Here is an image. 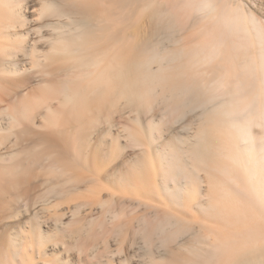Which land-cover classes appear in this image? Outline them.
<instances>
[{
    "label": "bare ground",
    "instance_id": "bare-ground-1",
    "mask_svg": "<svg viewBox=\"0 0 264 264\" xmlns=\"http://www.w3.org/2000/svg\"><path fill=\"white\" fill-rule=\"evenodd\" d=\"M35 2L0 0V75L33 79L37 87L19 98L16 81L0 95L3 104L17 99L1 108L0 146L12 138L17 149L0 154V180L12 185L0 201L13 209L11 202L31 195L33 179L43 188L53 178L58 182L43 188V199L60 195L77 212L101 206L99 222L79 224L85 230H67L76 220L62 225L64 215L51 217L67 231L59 235L79 241L68 239L70 250L99 264L104 256L107 264H264V0ZM37 43L46 48L35 54ZM19 55L30 57L22 72ZM187 117L186 137L159 146L164 131ZM96 131L99 138L114 136L104 147L97 142L100 156L90 143ZM125 147L137 151L134 161L125 159L126 171L112 178L102 176L98 158ZM34 166L43 170L34 168L38 180ZM73 167L90 175L77 177ZM103 188L111 203L127 198L130 215L137 207L144 213L129 218L123 201L105 206ZM68 190L83 191L88 200L74 204ZM11 209L0 213V224L17 214ZM33 229L24 248L17 233L7 236L0 264H28L30 250L40 257L49 241L63 242ZM94 239L103 244L99 251Z\"/></svg>",
    "mask_w": 264,
    "mask_h": 264
},
{
    "label": "rangeland",
    "instance_id": "rangeland-1",
    "mask_svg": "<svg viewBox=\"0 0 264 264\" xmlns=\"http://www.w3.org/2000/svg\"><path fill=\"white\" fill-rule=\"evenodd\" d=\"M34 3V5H35V7L37 6V4H36V2H35V0H31V4H33ZM19 31V30H18ZM24 39H27V41H25V45H26V48H27V51H28V53L30 52L31 54L33 53V50H32V48H33V46H34V37L33 36H25V38ZM46 47L44 46V44L43 43H37V49H38V51H36V53L35 54H37V52H39L40 50H44ZM16 62H17V67H19V70L22 72L24 69H28V67H30V57L27 55V56H22V55H19L18 57H17V60H16ZM19 77H15V76H2L1 77V75H0V83L2 84H0L1 85V89H0V95L1 94H3V89H6V88H12L13 87V85L12 84H14V83H17L16 81H18V84L19 83H22V84H20V87H21V89H19V88H16L15 90H14V93H16V94H18V96H20L19 98H25L26 97V95L28 96V94H33V93H35V91L37 90V87H35V84L33 83V79H31V81L29 82V81H25L24 83L22 82V80H21V78L20 79H18ZM30 78V77H29ZM21 81V82H20ZM4 85V86H3ZM8 85V86H7ZM9 85H11L10 87H9ZM21 85H24L23 87L21 86ZM3 87V88H2ZM2 90V91H1ZM21 90V91H20ZM17 91V92H16ZM13 94V93H12ZM23 95V96H21V95ZM9 101H6V102H4V104L3 103H1L0 102V125H2V126H6V119H5V116H3L4 114L3 113H1V111H2V109L1 108H3V107H5V105L6 104H8V105H11V102H12V104H15V102H16V100L17 99H13V101L11 100V99H8ZM8 105H6V106H8ZM3 114V115H2ZM32 119H33V122L38 126V125H40V123L42 122V119H41V115L39 114V112L38 113H34V115H33V117H32ZM121 120V119H120ZM119 120V121H120ZM189 120V117H187V118H185V119H183L180 123H176V125H174V126H171L168 130H165L164 131V133H163V135L161 136V138H158L157 139V143H159V144H157V145H159V146H162L165 142H167V143H169V140L171 139V140H173L172 138L174 137V135L175 136H179V137H181V138H185L186 137V135H187V127H186V125H187V122L186 121H188ZM123 123L125 122V121H122ZM122 122H121V126H122ZM185 122H186V124H185ZM118 126L119 125H117L116 127H114L113 128V130H112V134L113 135H115L116 133H118V130H119V128H121L120 126H119V128H118ZM184 126L186 127V129L184 128ZM101 128V129H100ZM99 129H100V134H101V130L103 131L104 129H102V127H100ZM98 129V130H99ZM120 131V130H119ZM99 133H97V131L96 132H94V134H92V135H90V143L92 144L91 146H92V148H93V150H95V153L97 154V156H100V154H101V152H102V148L104 147V146H106V142H107V145L108 144H110V142H111V140H112V138L114 137H109V136H106V137H103V138H99V136L100 137H102L100 134L98 135ZM172 137V138H171ZM100 139H101V142H99L100 144H102L103 145V147H102V145H100V144H97V142L98 141H100ZM11 140H13L12 138L10 139V141H8V142H6V143H4V145H2V147L0 146V154H4L3 152H5V153H7L5 150H7V149H9V148H11L10 149V151H11V153H13L17 148H15L14 146H13V141H11ZM11 142V143H10ZM125 141H124V138H120L119 139V144L120 145H125L126 146V144L124 143ZM12 144L11 146H10V144ZM166 143V144H167ZM105 144V145H104ZM100 145V146H99ZM158 146V147H159ZM12 147H13V149H12ZM99 147H100V149H99ZM14 148H15V150H14ZM106 148V147H105ZM122 150H120L118 153H117V155H113V157L112 158H107V159H104L105 161H102L103 159H101V158H98L99 159V161L97 162L98 163V166L100 165V167L99 168H101V172H102V176L103 175H105V174H109L110 176H111V178L113 177V176H115L116 175V173H118V172H120V173H122L123 171H126V168L128 167H126L125 165H127L128 164V162H125L124 163V161H125V159L126 160H131L130 161V163L131 162H133L134 161V158H133V156H136V150H133V149H131L130 147L129 148H127V147H125V148H121ZM97 150L100 152V154H98L99 152H97ZM107 150V149H106ZM2 152V153H1ZM121 152V153H120ZM103 153V152H102ZM132 158V159H131ZM97 159V160H98ZM124 159V160H123ZM106 162V163H105ZM104 164H106V166L104 165ZM125 164V165H124ZM122 165V166H121ZM124 165V166H123ZM104 166V167H103ZM34 168L35 169H39L38 168V166H37V168H36V166H34L33 167V170L31 171V173L33 172V177H35V175L34 174H36V173H34L35 171H34ZM122 168V169H121ZM44 169H46V168H44ZM117 169V170H116ZM40 171H41V169H39ZM73 170L74 171H76L77 172V175L78 174H81V177H83V175H90V170H86V169H82L81 167H76V168H74L73 167ZM72 170V171H73ZM108 171V172H103V171ZM38 171V170H37ZM43 171V170H42ZM41 171V172H42ZM74 171H73V173H74ZM116 171V172H115ZM40 172V173H41ZM100 172V173H101ZM44 173V172H43ZM103 173H105V174H103ZM113 174V176H112V174ZM38 174V173H37ZM37 174H36V176H37ZM101 175V174H100ZM38 176L39 177H35V178H37V180L40 178V175L38 174ZM41 176H43V174L41 175ZM77 177H80L79 175L77 176ZM43 178V177H42ZM41 178V180L42 181H44L43 179ZM45 179V178H44ZM56 179H51V181L49 182L50 184H48V181L49 180H46V181H44V184L45 183H47L48 185L47 186H49V187H53L52 186V184H53V182L55 181ZM4 182V183H3ZM33 182L35 183V182H37L36 180H34L33 179ZM33 182H32V184L31 185H33L34 186V184H33ZM39 182H41V181H39ZM39 182H38V184H39ZM58 181L56 180V183H57ZM3 183V184H2ZM42 183V182H41ZM55 183V182H54ZM5 184V185H4ZM36 184V183H35ZM43 184V185H44ZM1 185H4V186H1ZM42 185V184H41ZM40 185V186H41ZM6 186V187H5ZM8 186H11V188L10 187H8ZM33 186H31V188H33ZM35 186H38V185H35ZM34 186V187H35ZM40 186H38V187H36L35 189H34V191L33 190H31V188H30V193H31V195L29 196V197H27V198H24V199H26V200H24V199H21V200H18V201H14L13 203L11 202V205H12V208L13 209H11V206L10 205H7V206H5V204L3 203V202H1L0 201V213H1V216L3 215V210H16V212H17V214L19 215V216H17V214H15L14 216L17 218H15L14 216H12V218H9V219H7V220H5V222L2 224H0V248H2V246L5 244V241H6V238H7V236L8 235H14V234H18L19 236H21V240H22V242H21V248H24L25 247V244H26V240H28L29 242H31V240H30V237H31V235H32V231H34V229L33 228H35V231L36 230H38L39 229V227L41 228V230L43 231V232H45V233H48V234H53V235H56V240H61L62 238H64V236L62 237V234L63 233H67V231L66 230H64V232L62 233V231H61V229H60V227H56V226H58V224H60V222L57 224V223H55V220H53L54 219V217H56L55 215H57V217L58 216H60V215H64V216H60V221L61 222H63L62 223V225L64 224H66V226L68 225L67 223H70L71 221H73L74 222V220H76L75 222H74V224H72V226L71 227H69L68 226V229L67 230H70V229H73L74 227H78V225L80 224H82V225H84V224H86V226L85 227H87V222L90 220V222H99V219L100 218H96L97 216L98 217H101L100 216V214H101V206H99V205H93V206H89V208H87L88 206H85L84 208L82 207L81 209H79L78 208V210L80 211V215L78 214V212H77V209L76 208H72L71 207V204H73V203H69L68 201H66L65 199H67V198H63L62 196H61V199L63 198L64 200H61V199H58L59 197H60V195H58L57 197L58 198H55V196H56V194H52V192L49 194V195H55L53 198L51 197V196H49V197H47L46 199L44 198L43 199V196H44V193H43V191L45 192V190L43 189L44 187H45V185L43 186V188L42 187H40ZM47 186L45 187L46 188V190H47ZM4 187H5V189H4ZM23 187V186H22ZM48 187V188H49ZM1 188H2V190H1ZM65 188L66 187H60V188H58L59 190H61V192L63 193V192H66V193H68L67 191H65ZM82 188V187H81ZM14 189V188H13ZM104 190H105V188H103ZM102 189V190H103ZM9 190V191H8ZM11 190H12V185H10V183H7L6 182V180H4L3 181V179H1L0 180V193H1V191H8V192H11ZM102 191L101 192V195H100V197H101V199H103L102 201H107V203L105 204V206H108V207H110L111 205H112V203H113V201H116L115 199L112 201V203H111V201L109 202V200L107 199L108 198V196L107 197H105V195H107L106 193H107V191L105 190V191ZM33 191V192H32ZM69 191V190H68ZM73 191H74V193H73ZM73 191H69V195L68 196H70V195H72L71 194V192L73 193V195H72V201L70 200V198L68 197V200H70V202H73V200H74V204H76V201L78 202L80 199H82V198H84L83 196H85L86 194L83 192V191H81V195L80 194H78L79 196H77V191H75V190H73ZM79 191V190H78ZM79 191V192H80ZM78 192V193H79ZM33 193V194H32ZM66 193H64V194H66ZM35 194V195H34ZM41 194H43V196L41 195ZM74 194H76V195H74ZM33 195H34V197H33ZM38 195H41L42 196V199H40V197L38 196ZM1 196V195H0ZM36 196H38V198L36 199L35 197ZM67 196V195H66ZM64 197H65V195H64ZM99 197V196H98ZM32 198H35L36 199V201L34 200V199H32ZM85 198H87V196H85ZM55 199H57V200H55ZM1 200V199H0ZM24 200V201H23ZM34 200V201H33ZM61 200V201H60ZM83 200V199H82ZM87 200H88V198H87ZM118 200V199H117ZM128 199L126 198V200H122L124 203H123V205H125V214H126V216H127V214H128V217L129 218H132V217H134V216H140L141 214H143L144 213V209H141V207L139 208V207H137L136 209H134V211L136 210V212L135 213H132L131 215L129 214V212L131 211V207H132V205H131V207H129L130 205H128V204H130V202H128L127 201ZM60 201V202H59ZM122 201H116L119 205L120 204H122V203H119V202H122ZM18 202L20 203V205H16V204H18ZM117 203L116 204H113L112 206L114 207L115 205H117ZM128 203V204H127ZM2 204V205H1ZM57 204V205H56ZM59 204V205H58ZM70 204V205H69ZM132 204V203H131ZM15 205V206H14ZM110 205V206H109ZM119 205H117V207L115 206V208H119ZM128 206V209H127V206ZM9 206V207H8ZM22 208H21V207ZM59 206V207H58ZM68 206V207H67ZM73 206V205H72ZM99 206V207H98ZM121 206V205H120ZM6 207H8V208H6ZM17 207H19V209H17ZM98 207V208H97ZM112 207V208H113ZM5 208V209H4ZM14 208H16V209H14ZM69 208L70 209H74L73 211H72V215L74 216H72L71 217V215H69V213L71 214V210L69 211ZM87 208V209H86ZM20 209H22V211L21 212H19L20 211ZM19 210V211H18ZM132 210H133V208H132ZM74 211H76V212H74ZM133 211V212H134ZM142 213H141V212ZM69 212V213H68ZM128 212V213H127ZM59 214V215H58ZM75 214V215H74ZM134 214V215H133ZM76 215H78V216H76ZM54 216V217H53ZM96 216V217H95ZM51 217H53V219H51ZM71 217V218H70ZM78 217V218H77ZM80 217V218H79ZM92 217H93V219H95L96 221H93L92 220ZM128 217H126V218H128ZM61 218H62V220H61ZM91 218V219H90ZM56 219H58V218H56ZM71 221H70V220ZM74 219V220H73ZM70 222H69V221ZM92 220V221H91ZM81 223H80V222ZM67 222V223H66ZM84 222V223H83ZM57 224V225H53V224ZM72 223V222H71ZM4 225V226H3ZM62 225L60 224V226L62 227ZM79 225V227L81 228H83V226H80ZM88 225H89V223H88ZM36 226V227H35ZM65 226V227H66ZM64 227V229H66ZM53 228H56V230L55 229H53ZM76 228H74V229H76ZM79 229V228H78ZM93 229H94V227H93ZM96 229V228H95ZM94 229V230H95ZM32 230V231H31ZM51 230L53 231V232H51ZM57 230H60L59 232L60 233H62V234H60L59 235V233H58V231ZM80 230V229H79ZM83 230H85L84 228H83ZM93 230V231H94ZM97 230V232H98V229H96ZM56 231V232H55ZM72 231H74V230H71V232ZM76 231H78V230H76ZM76 231H74V232H76ZM29 234H28V233ZM50 232V233H49ZM30 233H31V235H30ZM96 233V231L94 232V234ZM52 235V236H53ZM65 235V234H64ZM68 235V234H67ZM66 235V236H67ZM99 236H100V240H101V236H102V234H101V232L99 231V234H98ZM59 236H60V238H59ZM96 236H97V234H96ZM96 236L94 237V238H96ZM98 236V237H99ZM67 238V239H66ZM66 238H64L66 241L70 238V236L68 235V237H66ZM113 239L114 238H116V237H112ZM64 239H62V241L64 242L65 240ZM113 239H110L109 238V241H110V250L111 251H115L116 252V243H115V241H113ZM72 240V239H71ZM74 240H76V239H74ZM74 240H73V242L72 241H70V239H69V241L71 242V243H73V245L74 244H77L76 242H74ZM116 240V239H115ZM94 242H97V241H99V239L98 240H96L95 241V239L93 240ZM49 242H51V243H53V244H55L53 241H49ZM49 242L48 243H46L44 246H43V250L41 249V251L45 254H43V256H40L39 257V255L33 250V252H32V250H30L31 252L29 253L28 252V264H99L98 262V260L97 261H93V255H91L92 257H89V258H92L91 260L89 259V258H86V257H88L89 256V254L87 255H84V253L83 254H79L77 251L75 252L74 251V249H75V247L73 246L72 247V250H70L71 249V247L70 246H72V245H70L71 243H68V241L65 243V246H66V244H67V246L68 247H70V248H68L67 246L66 247H64L62 244H63V242H61L59 245L57 244V247H54V246H56V244L55 245H51V244H49ZM57 243H59V242H57ZM100 244H101V246H100ZM100 244L98 245V242H97V245H96V243H95V245L97 246H95V248H97L96 250H98L99 251V249H101V248H99V247H102L103 248V244L101 243V241H100ZM62 245V246H61ZM70 245V246H69ZM54 247V248H53ZM62 247V248H61ZM74 248V249H73ZM95 251V250H94ZM101 251V250H100ZM103 251V250H102ZM113 251V252H114ZM72 254H71V253ZM76 253H78V254H76ZM104 253V252H103ZM102 253V255H105V254H103ZM66 254H67V256H66ZM73 254H74V256H73ZM109 255V254H108ZM107 255V256H108ZM111 255V254H110ZM77 256H78V258H77ZM80 256V257H79ZM86 256V257H85ZM67 258V259H66ZM80 258V259H79ZM86 258V259H85ZM56 259V260H55ZM84 259V260H83ZM104 259V261H102ZM107 257L106 256H104V258H101V261L100 262H102L101 264H107L106 262H107ZM119 259H121L120 257H115V261H119ZM55 260V261H54ZM65 260H67V261H65ZM94 260H96V259H94ZM52 261H54V263H52ZM86 261V262H85ZM63 262V263H62ZM70 262H72V263H70Z\"/></svg>",
    "mask_w": 264,
    "mask_h": 264
}]
</instances>
